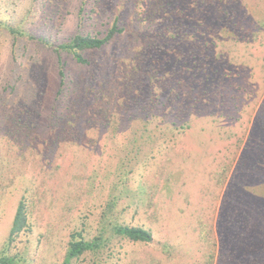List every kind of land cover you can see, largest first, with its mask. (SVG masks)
<instances>
[{"label": "rangeland", "instance_id": "obj_1", "mask_svg": "<svg viewBox=\"0 0 264 264\" xmlns=\"http://www.w3.org/2000/svg\"><path fill=\"white\" fill-rule=\"evenodd\" d=\"M263 110L264 0H0V252L24 201L27 264H264Z\"/></svg>", "mask_w": 264, "mask_h": 264}, {"label": "trees", "instance_id": "obj_2", "mask_svg": "<svg viewBox=\"0 0 264 264\" xmlns=\"http://www.w3.org/2000/svg\"><path fill=\"white\" fill-rule=\"evenodd\" d=\"M179 26L180 25H177L176 27L180 29ZM3 28L6 29L14 38L24 35L22 30L16 29L12 26L3 25ZM123 31L124 22L119 16H117L112 20L111 28L104 37L100 38L98 36H92L91 34H83L78 32L71 38L69 42L59 46L57 48V52H60V50L68 51L69 53L73 54L74 59L78 63H88V60L83 56L84 52L99 50L103 47H106L118 34L122 33ZM216 73L218 75L219 71L214 72V74L210 76V79H213V77L219 78ZM60 75L63 78V70L60 71ZM216 78H214L211 82L214 83ZM263 115L264 110L262 111V116ZM260 127H262L264 131V120ZM27 208V204L24 201L19 203L8 239L6 241V245L0 252V264H27L26 259L18 254L12 255L10 250L11 246L13 243H15L21 232L28 228L29 219ZM116 232L133 242L149 243L153 240L151 231L144 229L143 227L120 225L117 227ZM104 242L105 238L102 234L96 238L87 240L81 232L72 233L67 246L68 249L65 255V260L62 264H72L74 259L79 258L87 251L96 252L97 250H100L103 248ZM214 261V255H212L210 260H208V264H213Z\"/></svg>", "mask_w": 264, "mask_h": 264}]
</instances>
